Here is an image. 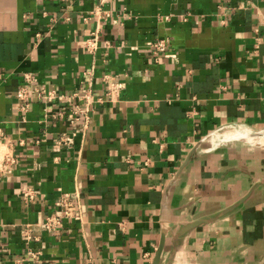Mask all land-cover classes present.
<instances>
[{"label": "crops", "instance_id": "1", "mask_svg": "<svg viewBox=\"0 0 264 264\" xmlns=\"http://www.w3.org/2000/svg\"><path fill=\"white\" fill-rule=\"evenodd\" d=\"M89 82L99 103L56 146ZM26 84L64 98L22 110ZM0 129V264H151L161 240L160 264H264V0H0Z\"/></svg>", "mask_w": 264, "mask_h": 264}, {"label": "built area", "instance_id": "2", "mask_svg": "<svg viewBox=\"0 0 264 264\" xmlns=\"http://www.w3.org/2000/svg\"><path fill=\"white\" fill-rule=\"evenodd\" d=\"M62 1V0H60ZM97 9V13H98ZM97 33L91 32L83 42V48L88 52H93L97 47ZM169 45V40L167 38H157L150 44V54L157 59L160 55L164 54ZM90 75L91 80V69L87 71ZM22 78L25 82L29 83L34 80L29 74H23ZM91 82H89L88 87L81 90L80 92H73L70 98L73 100L72 106L66 108V110L58 111L59 116H64L67 124L70 126L71 131L60 133L53 139L56 146H67L71 142V138L74 135L76 126L81 122L85 124L89 117L91 107L95 103H99L100 98H95L92 95L90 89ZM119 85V84H118ZM35 96L38 100H42L45 103L57 102L59 103L63 100L64 95L58 94L54 90H49L44 86H32L29 87L22 85L17 88L15 92V97L22 102L20 109L26 110L28 106V100L31 96ZM81 123V124H82ZM14 141L9 138V136L0 129V179L11 174L13 166L16 162V157L14 154ZM21 196L24 200H33L35 195L30 189H24L21 192ZM56 206V211L50 212L43 217L40 222L41 228L45 232H54L59 226H61L62 219L69 215V208L72 206V202L69 200L68 196H60L54 201ZM27 238H30L27 236ZM27 255L32 259H36L39 252L28 250Z\"/></svg>", "mask_w": 264, "mask_h": 264}, {"label": "water", "instance_id": "3", "mask_svg": "<svg viewBox=\"0 0 264 264\" xmlns=\"http://www.w3.org/2000/svg\"><path fill=\"white\" fill-rule=\"evenodd\" d=\"M197 223L198 222H193V223L189 224L187 226V228L189 229V228L195 226ZM162 252H163V240H161L159 242V245H158V247L156 249V252H155V254H154L153 258H152L151 264H160Z\"/></svg>", "mask_w": 264, "mask_h": 264}]
</instances>
